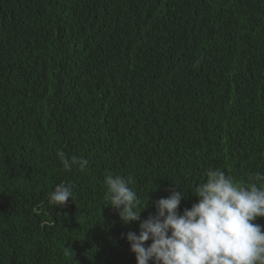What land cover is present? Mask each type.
<instances>
[{"label": "trees", "instance_id": "trees-1", "mask_svg": "<svg viewBox=\"0 0 264 264\" xmlns=\"http://www.w3.org/2000/svg\"><path fill=\"white\" fill-rule=\"evenodd\" d=\"M208 168L264 171V0H0V264H137L126 233ZM110 172L147 194L130 225Z\"/></svg>", "mask_w": 264, "mask_h": 264}, {"label": "clouds", "instance_id": "clouds-1", "mask_svg": "<svg viewBox=\"0 0 264 264\" xmlns=\"http://www.w3.org/2000/svg\"><path fill=\"white\" fill-rule=\"evenodd\" d=\"M56 155L66 170L74 165L83 171L88 160L69 159L62 150ZM131 177L109 173L104 178L105 206L116 210L124 225L140 220L148 207ZM153 201L155 213L128 231L126 239L137 264H264V226L255 223L264 217V171H256L247 181H238L220 168H208L204 179L191 192L197 198L190 208L179 210L186 191L181 187ZM47 202L55 207L74 200L73 186L54 185ZM150 243L146 244V242Z\"/></svg>", "mask_w": 264, "mask_h": 264}, {"label": "bare ground", "instance_id": "bare-ground-1", "mask_svg": "<svg viewBox=\"0 0 264 264\" xmlns=\"http://www.w3.org/2000/svg\"><path fill=\"white\" fill-rule=\"evenodd\" d=\"M76 167V166H75Z\"/></svg>", "mask_w": 264, "mask_h": 264}]
</instances>
